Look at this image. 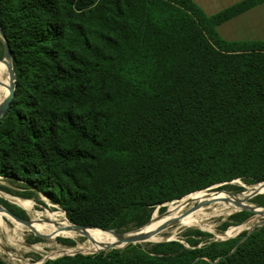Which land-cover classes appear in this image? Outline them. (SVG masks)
Instances as JSON below:
<instances>
[{"label":"trees","instance_id":"1","mask_svg":"<svg viewBox=\"0 0 264 264\" xmlns=\"http://www.w3.org/2000/svg\"><path fill=\"white\" fill-rule=\"evenodd\" d=\"M263 1L207 16L193 0H0L15 74L0 176L72 223L116 231L213 184L264 181V41H226L215 29ZM189 234V247L130 243L41 264H264V224L233 251L246 231L201 245L209 233Z\"/></svg>","mask_w":264,"mask_h":264},{"label":"rangeland","instance_id":"2","mask_svg":"<svg viewBox=\"0 0 264 264\" xmlns=\"http://www.w3.org/2000/svg\"><path fill=\"white\" fill-rule=\"evenodd\" d=\"M21 184L22 182L20 181H15V180H11L9 178L0 176V199H4V200H7L8 202H11V203L14 202L18 204V206H20L22 209L25 210L28 216V218H26L27 222H21V221L15 220L12 217H10L6 212H4L3 207L4 208L6 207L0 202V211L3 212V215L7 219H9L11 223H14L13 224L14 226H17V227L22 226V230L18 234L19 237L18 238L14 237L13 240H10L6 236L7 233L6 234L4 232L0 233V241H2L0 242V257L6 263L8 264H41L45 259H53V258H57L63 255H73L77 252L87 254V253H92V252H98L100 250H107L110 248L121 249L127 244H130V243H127L119 247L105 246L97 250H87V251L74 250V249L71 250L69 248L68 249L66 248L73 246L74 244H77L78 242H83L86 240V238L83 236L75 237L70 234H59V233H56V231L51 228L49 230H41L39 228L26 229V227H33V224L30 221L33 220L34 215H36V217L39 216L41 221L42 220L45 221L48 218L46 216L49 213L63 212L64 216L66 217V212L58 204H55L49 201L45 196L41 194L36 193V195H33L28 198L21 197V194L26 191V189ZM247 185H253V184L248 183L247 181L243 179L236 178L228 182H225L224 184L220 186H216V187H212L208 189L210 192H219L223 194H237V193L244 192L247 189L246 188ZM5 188L10 190V192L6 191ZM247 203H249L247 205L248 209L241 208L239 210H234L226 215L213 214L214 216L212 215L208 216V218L205 220V223L208 225L209 228L191 227V226H185L181 224H174L168 229L166 228L167 231L163 233L164 236L166 237L165 239L155 240L151 242L140 241L134 244H139L142 247L147 248L148 246H150L149 243H155L156 241H164L168 238H171V240L182 241L185 246L189 247V245L185 242L186 235H189L190 237H194V235L189 234L190 230L194 228H197V229L201 228L200 230L209 233V236H198L199 238H201V242L199 243V245L206 243L209 240H226L229 238H234L238 236L239 234H241L243 231H247L248 229H250L253 226L252 225L251 227H249L251 222H255L254 225H256L257 222H260V220L264 219V208H263L264 207V193H257V194L255 193L250 198H248ZM162 204L156 207H150L148 210L143 211L141 216L135 222L128 224L127 227L123 230H120V231L115 230V231L123 233V232L131 231L133 229H136L142 226L147 221H149L150 217L152 218L154 212H163L166 209V205H162ZM216 205L217 204L215 203V201H206L204 202L202 207L206 209L207 211H209L215 208ZM257 207L262 208V211L257 212V213L256 211H253L255 210L254 208H257ZM244 210L248 211L249 215L242 222H236L235 217H233L232 215L239 211H244ZM4 221L6 222L5 224H6L7 229L10 231L12 229V224L7 220H4ZM144 221L146 222L139 225L141 222H144ZM224 223L228 224L226 228L223 227ZM5 241L7 242L5 243ZM70 241H73V243L71 244Z\"/></svg>","mask_w":264,"mask_h":264},{"label":"bare ground","instance_id":"3","mask_svg":"<svg viewBox=\"0 0 264 264\" xmlns=\"http://www.w3.org/2000/svg\"><path fill=\"white\" fill-rule=\"evenodd\" d=\"M0 83H1L0 85V102H1L8 93V86L10 83L8 78V68L5 62L1 60H0ZM246 188L247 189L244 192L237 194H223L219 192H210L208 188H205L202 190L189 193L181 197L180 199L167 202L166 209L163 212H154L151 218V224L149 226L151 235L149 236L148 240L155 241V240L165 239L166 237L164 236L163 233L167 231L166 228L168 229L174 224H181L191 227L209 228L208 225L205 223V220L208 218V216L210 215L214 216L213 214L226 215L234 210L241 209V207L244 205H248L249 204L247 203L248 198H250L255 193L256 194L264 193V181L258 182L253 185H247ZM206 201H215L217 205L215 208L207 211L202 207V205ZM254 209L257 212L262 211V208L259 207ZM46 217L48 218L45 221L43 220L41 221L39 216L36 217V215H34L33 220L30 221L33 224V227H26V229L39 228L41 230H49L51 228L55 230L56 233L59 234H70L75 237L83 236L86 238V240L84 239L85 241L78 242L77 244H74L73 246L66 248V249L69 248L71 250L74 249V250L87 251V250H97L99 248L110 245H114L115 247L123 246L126 243H124L121 240L123 239H128V241L133 240L135 239V236L139 234L140 230L146 229V227H142V229L139 228V230L133 229L131 231L124 232L121 236H119L111 232L102 231L96 228H86V229L73 228L71 227L70 223L64 216L63 212L49 213ZM4 220L10 222V220L3 215V212L0 211V233L1 232H4L5 234L7 233L6 236L10 240H13L14 237L18 238L19 237L18 234L22 230V226L17 227L13 225L14 223L10 222L12 224V229L9 231L6 227L5 224L6 222ZM254 224L255 222H251L249 227H251L252 225L254 226ZM162 225H164L163 229H161L158 232L154 231V229ZM6 242L7 241H5V243Z\"/></svg>","mask_w":264,"mask_h":264},{"label":"crops","instance_id":"4","mask_svg":"<svg viewBox=\"0 0 264 264\" xmlns=\"http://www.w3.org/2000/svg\"><path fill=\"white\" fill-rule=\"evenodd\" d=\"M207 15H213L241 0H193ZM226 41H264V1L215 26Z\"/></svg>","mask_w":264,"mask_h":264},{"label":"water","instance_id":"5","mask_svg":"<svg viewBox=\"0 0 264 264\" xmlns=\"http://www.w3.org/2000/svg\"><path fill=\"white\" fill-rule=\"evenodd\" d=\"M0 38L3 42V52H2V56L0 57V60L1 61H4L7 68H8V78H9V86H8V93L7 95L3 98V100L0 102V117L2 116V114L6 111V108L13 96V93H14V82H15V74H14V71H13V65H12V62H11V59H10V52H9V48H8V44H7V41L4 37V34L0 28ZM225 182H220V183H216V184H213L211 186H208L206 188H212V187H216V186H220L222 184H224ZM14 203V202H12ZM167 202L163 203L162 205H166ZM16 204V203H14ZM18 205V204H16ZM4 208V207H3ZM242 209H248V206L247 205H244L241 207ZM264 208V207H263ZM4 211L10 216L12 217L13 219L15 220H18V221H21V222H27L26 219L24 218H21V217H18L16 216L15 214H13L11 211H9L7 208H4ZM253 211H256V210H253ZM257 213V211H256ZM67 219V218H66ZM68 220V219H67ZM68 222L70 223L71 227L73 228H77V229H86V228H96V229H99V230H102V231H108V232H111L115 235H119L121 236L123 233H120V232H116L115 230L113 229H102V228H99V227H96V226H85V225H81V224H75V223H72L68 220ZM151 224V217L149 219V221H147L145 224H143L142 226L136 228L139 230V228L142 229V227H146L145 230H140L139 234H137L135 236V239L133 240H129L128 239H123L121 241H123L124 243H137L138 241H154V240H148L149 236L151 235V231L149 230V226ZM264 224V219L260 220L259 223H257L256 225L252 226L250 229H248L246 231V234L240 238V240H238V242L235 244L234 248L231 250L233 251L235 249V247L238 245V243L247 236V234L251 233L256 227L260 226V225H263ZM164 228V225L162 226H159L158 228L154 229L155 232H158L160 231L161 229ZM198 229H201V228H198ZM167 240H171V238H168L164 241H167ZM156 242H159V241H156ZM111 247H115L114 245H110Z\"/></svg>","mask_w":264,"mask_h":264}]
</instances>
